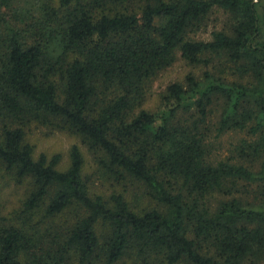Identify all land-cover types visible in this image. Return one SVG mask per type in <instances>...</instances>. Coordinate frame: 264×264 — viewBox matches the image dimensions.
Here are the masks:
<instances>
[{
	"label": "trees",
	"instance_id": "trees-1",
	"mask_svg": "<svg viewBox=\"0 0 264 264\" xmlns=\"http://www.w3.org/2000/svg\"><path fill=\"white\" fill-rule=\"evenodd\" d=\"M20 2L0 0V177L27 189L0 211V264H264V0ZM213 11L222 27L190 37ZM177 53L201 78L147 109ZM31 122L153 204L91 193L77 145L64 169L35 157ZM228 133L244 136L220 156Z\"/></svg>",
	"mask_w": 264,
	"mask_h": 264
},
{
	"label": "rangeland",
	"instance_id": "rangeland-1",
	"mask_svg": "<svg viewBox=\"0 0 264 264\" xmlns=\"http://www.w3.org/2000/svg\"><path fill=\"white\" fill-rule=\"evenodd\" d=\"M28 0H21L18 6L25 5ZM227 17L221 11H213L204 22L201 30L190 31L188 35L197 39H209L210 31L221 28L226 22ZM202 67H193L181 59L177 53L173 64L159 72L151 82V88L147 95L144 107L150 110H155L158 107L159 95L162 93L166 86L172 82H183L186 74L191 73L196 78H201ZM211 132L210 135H213ZM244 136L243 133H228L221 139V148L216 153L220 156L228 155V149H231L230 144L235 143L239 138ZM25 139L34 148V155L37 157L39 154L51 156L53 154H60L61 161L59 168H66L69 162V150L72 145H77L81 151L84 160L83 174L86 176L89 183L91 193H101L108 195L115 190H123L125 187V196L132 206L152 205L153 202L146 198L144 189L139 184H134L132 181L127 180L124 184H118L112 179L108 178L106 174L98 171L94 160L93 154L88 150L78 137H75L66 131H60L51 128L50 126L40 125L35 122L29 123L25 127ZM0 173H2L0 171ZM2 186L0 193V211L6 215L13 209L17 208L20 201L26 193L27 184H15L11 180H1ZM73 213L56 219L57 223H65L67 220L71 221Z\"/></svg>",
	"mask_w": 264,
	"mask_h": 264
}]
</instances>
